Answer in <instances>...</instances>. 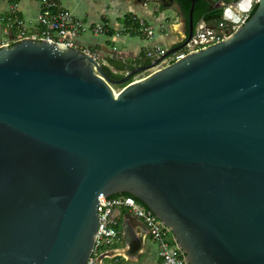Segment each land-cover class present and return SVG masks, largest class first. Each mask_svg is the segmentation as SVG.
Segmentation results:
<instances>
[{
    "label": "water",
    "instance_id": "obj_1",
    "mask_svg": "<svg viewBox=\"0 0 264 264\" xmlns=\"http://www.w3.org/2000/svg\"><path fill=\"white\" fill-rule=\"evenodd\" d=\"M204 1L195 25L192 1L184 40L163 57L130 67L108 53L119 79L76 47H0V264H86L99 197L122 194L186 264H264V0L225 40L130 81L252 6Z\"/></svg>",
    "mask_w": 264,
    "mask_h": 264
},
{
    "label": "crops",
    "instance_id": "obj_2",
    "mask_svg": "<svg viewBox=\"0 0 264 264\" xmlns=\"http://www.w3.org/2000/svg\"><path fill=\"white\" fill-rule=\"evenodd\" d=\"M108 1L109 6L113 7L112 11L104 10L100 0H60V6L69 10L86 28H93L99 23L105 24L103 33L94 35L89 31L91 37L83 40L82 36L86 34L84 32L76 38L74 44V47L80 50H87L99 62H103L108 53L114 52L116 58L125 62L127 66H146L150 63L144 58L148 50L155 48L168 50L184 40L182 36L184 17L175 3L172 7L165 8L154 0H134L133 3L127 1L122 3L120 0ZM7 2V6L15 2L20 17L34 24L38 14V5L34 0H7ZM91 4L100 9L92 12ZM33 12L36 14L34 18ZM139 21L151 28L152 37L147 38L139 32ZM154 26H157V35H154ZM0 33H2L1 26ZM106 67L112 74L120 75L112 68ZM128 213L123 208L113 211L112 219L119 232V238L113 246L103 251L102 259L98 264H159L157 249L150 242L145 225L131 214L133 219L127 222L124 217ZM124 228L130 235V241L126 242L124 239Z\"/></svg>",
    "mask_w": 264,
    "mask_h": 264
},
{
    "label": "built area",
    "instance_id": "obj_3",
    "mask_svg": "<svg viewBox=\"0 0 264 264\" xmlns=\"http://www.w3.org/2000/svg\"><path fill=\"white\" fill-rule=\"evenodd\" d=\"M38 5V14L36 17V26L28 29L25 21L20 17L17 4L11 2L6 12L0 16V26L4 36L0 41V47L9 45L22 39L29 40H46L49 42L61 44L67 47H74L75 40L78 36L86 31H90L94 35L103 33L105 24L99 23L93 28H86L80 20L74 17L71 12L60 6V0H34ZM258 0H252V6L248 12H235L234 18L237 23L224 20L214 21L210 24L212 27H201L194 31L188 42L177 52L164 57L154 68L140 74L146 76L151 72L162 69L172 62L180 60L190 52L202 50L208 46H212L228 38L249 16L252 8L257 4ZM139 32L145 37L150 38L153 35L151 28L146 27L142 21ZM167 50L155 48L150 49L144 54L149 62H153L165 55ZM88 53L87 50H81ZM99 64L107 66L105 61L99 62L96 57L91 55ZM114 74V73H113ZM99 205L97 207L99 227L96 233L94 247L86 264H98V256L96 250L103 248L104 250L113 246L118 241L119 232L115 227L112 214L115 209H125L134 218L140 220L145 226L150 242L157 249V257L159 264H186L184 256L176 247L168 230L155 219L152 214L143 208L139 203L129 199L128 197H117L116 199H107L99 197ZM98 257H97V256Z\"/></svg>",
    "mask_w": 264,
    "mask_h": 264
},
{
    "label": "trees",
    "instance_id": "obj_4",
    "mask_svg": "<svg viewBox=\"0 0 264 264\" xmlns=\"http://www.w3.org/2000/svg\"><path fill=\"white\" fill-rule=\"evenodd\" d=\"M192 1H194V4H193V12H192V21H193V24L195 25L201 19V17L203 16V14H205L208 11V4L204 0H173V2L178 5L182 16L185 17V18L188 17V12H189V9L191 7ZM255 9H256V5L250 11L249 17L253 14V12L255 11ZM105 72H106V74L108 76H110L113 79H119L120 78V75H118V74H112L107 69H105ZM130 81H132V79ZM113 88L116 89V90H118L121 87L113 86ZM122 195L123 196H129L128 194H122ZM116 196H119V195H115V196H112V197H116ZM136 201H138V200H136Z\"/></svg>",
    "mask_w": 264,
    "mask_h": 264
},
{
    "label": "rangeland",
    "instance_id": "obj_5",
    "mask_svg": "<svg viewBox=\"0 0 264 264\" xmlns=\"http://www.w3.org/2000/svg\"><path fill=\"white\" fill-rule=\"evenodd\" d=\"M103 4H102V8L104 9V10H106V9H108L109 11H112L113 10V7H110L109 6V1L108 0H100ZM122 3L124 2V1H127V2H131V3H133L134 2V0H120ZM7 4H8V2H7V0H0V14H2L4 11H6L7 10ZM95 5H92L91 4V8L90 9H92V12H94L95 10H99L100 8L99 7H94ZM176 6V5H175ZM152 7V5H150L149 6V8H151ZM153 7H154V5H153ZM33 15H32V17L34 18L35 17V13L33 12L32 13ZM111 19H112V17H110ZM25 24H26V26H27V28L28 29H30V28H34L35 26H36V18H35V21H34V24L32 25V24H30L29 22H26L25 21ZM157 26H154V28H153V30H154V35H157ZM88 32V33H87ZM90 32L89 31H86V34H84L83 36H82V39L83 40H88L90 37H91V34H89ZM4 38V36L2 35V33H0V41H1V39H3ZM141 78H143V75H137V76H135L132 80H134V81H136V80H139V79H141ZM114 89V88H113ZM114 91L115 92H117L118 90H116V89H114ZM103 251H104V249L103 248H99V249H97L96 250V253L98 254V256H100V254H102L103 253ZM97 256V255H96ZM97 256V257H98Z\"/></svg>",
    "mask_w": 264,
    "mask_h": 264
},
{
    "label": "flooded vegetation",
    "instance_id": "obj_6",
    "mask_svg": "<svg viewBox=\"0 0 264 264\" xmlns=\"http://www.w3.org/2000/svg\"><path fill=\"white\" fill-rule=\"evenodd\" d=\"M177 5V4H176Z\"/></svg>",
    "mask_w": 264,
    "mask_h": 264
}]
</instances>
